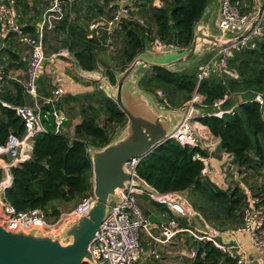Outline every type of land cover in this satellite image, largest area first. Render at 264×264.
Masks as SVG:
<instances>
[{
  "label": "trees",
  "instance_id": "trees-1",
  "mask_svg": "<svg viewBox=\"0 0 264 264\" xmlns=\"http://www.w3.org/2000/svg\"><path fill=\"white\" fill-rule=\"evenodd\" d=\"M152 1L144 0L140 5L145 8L147 2ZM259 2L264 7V0ZM207 3L208 0H164L162 6L149 5L146 8L151 9L149 18L156 25L155 35L151 34V27L148 26L151 22L148 19V24L146 20L143 23L140 20L136 23L132 20L123 21L125 43L118 55L121 67L127 68L155 37L168 40L174 34L175 45L189 47ZM256 5V0H252L248 10ZM65 25H69L67 30L76 57L84 68L92 69L95 59L91 40L85 37L82 27L71 22L69 17L63 21ZM23 30L29 31L28 28ZM227 66L238 73L237 78L218 73L198 85L197 71L176 72L162 66H150L139 84L148 92L162 90L167 103L174 108L191 100L197 90L204 96L203 104L197 107L210 111L195 119L220 139L222 151L233 155L237 171L238 168L241 170L238 176L243 175L246 169H254L264 175V109L252 98L233 105L234 95L254 96L258 92L264 95V35L249 47L235 50L228 58ZM107 73L111 81L116 83L112 70ZM16 88L15 94H2L0 91V145L7 142L10 134L22 137L26 132L24 120L9 106L26 104L24 88L20 84H16ZM224 99L221 106L224 109L233 108V111L221 116L214 114V103ZM96 103L82 107L83 119L75 126L73 140L56 130L52 105L43 108L47 131L34 137L29 158L11 166L13 182L3 194L17 211L40 207L48 213V208H53L52 214L59 216L61 211L51 206L52 202L82 199L92 192L93 165L88 146L101 148L108 145L113 132L128 121L117 103L104 93L98 94ZM102 111L105 117L100 123ZM208 156V151L199 146L183 145L174 138H168L141 158L137 172L159 193L197 191L205 195L209 202L220 209V216L224 221L227 220V227L234 228L242 223L244 207L248 202L244 184L224 189L204 175L205 163L200 157ZM2 179L3 169L0 168V182ZM257 195L263 204L264 190ZM192 205L195 209L203 210L199 205ZM194 248L195 256L190 264H237L212 241H195Z\"/></svg>",
  "mask_w": 264,
  "mask_h": 264
},
{
  "label": "built area",
  "instance_id": "built-area-1",
  "mask_svg": "<svg viewBox=\"0 0 264 264\" xmlns=\"http://www.w3.org/2000/svg\"><path fill=\"white\" fill-rule=\"evenodd\" d=\"M142 0H118L116 9L111 16H103L98 23L91 25L92 29L99 25L112 33L124 19L131 16L132 12L138 9V4ZM257 5L251 10H244L242 0H219V13L217 27L220 34L225 37L235 38L243 34L236 41L218 46L213 52L211 58L198 66L197 77L198 85L205 79L215 74L231 73L238 77L236 71H230L227 66V60L237 49H245L256 39L264 35V7L259 0ZM67 4L66 0H50V5L42 19L38 33L30 35L25 32L19 23V14L16 8V0H0V22L5 26L7 32L17 34L19 39L30 46V60L27 71V80L25 82V91L34 98V105H9L13 107L18 115L24 120L26 132L22 137L10 134L7 142L0 145V168L7 174L1 181V185L6 189L11 186L13 176L10 171L11 166L30 157L34 137L38 133L46 132L47 128L43 122L42 109L46 103L53 102V96L43 97V103L39 102V92L37 81L41 75L44 62L46 60L44 44V28L47 22V14L50 12L61 13ZM143 23V21H140ZM168 45L167 40L155 37L150 46L153 50L161 51ZM219 57V61L215 58ZM5 83V67L0 62V91ZM64 90L57 88L54 94H62ZM165 99V98H164ZM226 99V98H225ZM224 100H218L213 107L216 115H223L226 112L233 111V108L224 109L221 105ZM166 100V99H165ZM252 100L259 103L264 109V95L260 92L255 93ZM204 96L197 90L194 92L191 100L186 104V112L178 126L169 135L183 145L192 147L202 144V136L199 129L194 124L191 116L192 110L198 105H202ZM8 105V103L3 102ZM56 123V130L61 131L63 119L57 111L53 112ZM88 150V149H87ZM3 154H10L13 157L12 163L3 160ZM227 165L233 162V155L224 152ZM142 157H134L126 162V167L132 174H137V166ZM204 163V175L207 173L208 161L206 157H200ZM244 186L247 195V205L243 211V221L234 228L218 231L212 228L203 219L189 202L184 191L159 193L145 189L143 186L130 181L124 189L119 191V200L112 201L109 204V210L97 231L96 237L92 243L91 250L94 260L97 264H135L136 253L141 250L140 236L143 231H147L150 236L158 242H168L180 232H188L196 241H212L213 244L223 253L234 259L237 264H264V204L260 203V197L254 193L250 186ZM147 193L151 200L166 205L175 213L174 217L156 223L160 230V236L153 235L150 232V221L145 217L142 209L137 203V196ZM95 197L93 191L85 195L78 206L72 211L60 213L54 221L50 220L48 213L40 207L31 208L25 211H17L16 208L5 198L2 206V224L6 229L17 230L20 227L24 229H40L44 232L54 229L64 224L68 218H73L80 213L87 211ZM198 217L206 228L202 231L194 224V218ZM180 218H185L191 223V227H183L180 224ZM204 222V223H203ZM246 234L251 242L255 254L251 255L243 245L235 240V234ZM229 238L231 242H224L219 237ZM88 264H92L88 261Z\"/></svg>",
  "mask_w": 264,
  "mask_h": 264
},
{
  "label": "crops",
  "instance_id": "crops-1",
  "mask_svg": "<svg viewBox=\"0 0 264 264\" xmlns=\"http://www.w3.org/2000/svg\"><path fill=\"white\" fill-rule=\"evenodd\" d=\"M16 1V8L18 14L20 15L19 23L21 27L23 29L28 28L29 31H27V33H29L30 35H36L38 33V29L46 13V10L50 5V0ZM66 1L67 4L63 12H50L47 14V22L44 28V39L45 37H47L48 39L47 49L49 54L46 55V60L44 62L40 76L46 77L50 85V89L43 86L40 95L42 97L51 96L49 94H51L52 92L54 94V90L59 87L64 90L62 94H54L59 97L58 102L53 100L52 103H43V108L46 105H52L53 112L57 111L60 117H62L63 119V126L61 128L60 133L65 134L70 140H73L75 136V126L80 123L83 119L81 112L82 107L88 106L89 104H97V97L100 93H104L108 98H110L108 96L109 94L103 88L104 78H110L107 71L112 70L114 76L116 77V79H118L121 77V75L126 69H123L121 67V60L118 59V56V63L117 61L111 59V57H108L109 59H104L103 57H101L104 52H107L108 55L110 54L109 50H105V47L109 46L114 49L112 39L115 41L122 39V47L120 46L119 48L122 49L124 47L125 31L122 29L123 22L118 27H116L112 33H108V31L103 27V25H99L96 29L91 28V25L93 23H98L103 16H111L114 13L116 9L117 0ZM142 1L139 4L143 3ZM151 4L157 7L162 6L164 4V0H153L152 2H147L146 7ZM141 5L137 10L139 12L141 11V13L145 15L147 13V10L145 9L146 7L144 8V6ZM30 9H34L37 15L33 12L30 13ZM218 13L219 0H212V3L210 5H208L207 3L204 15L197 23L199 24L198 29H201L207 34L215 36L221 35L220 31L215 33L212 30V25H214L218 29ZM66 17H69L71 22L80 25L82 27V30L84 31L85 37L91 40V44L94 47L93 54L95 59L93 62L94 67L92 69L84 68L80 63V60L76 57L75 53L73 52L72 42L70 40L69 32L67 30L69 29V25H65L66 27L63 26V21ZM125 20H127V18L123 21ZM139 20L144 21L142 19ZM0 25V62L5 67V83L3 89L1 90V93L15 94L17 91L16 84H20L24 88V92L27 95L25 91V82L27 80L28 62L30 60L29 45L22 42L17 36V34L13 32H7L5 26L1 22ZM150 43H148V45H150ZM203 44L204 42L203 40H201L200 47H202ZM217 48L218 47L212 48L207 52H201L200 50L197 54L198 60L200 58L199 56H204V54L206 55V53L210 54L211 52H215ZM177 49H179L180 51L185 50L184 47H177ZM149 68V66H140L135 71H133L132 74L125 81L124 94L128 104L131 105L132 110L135 112H142L145 109L133 98L135 94L138 93L137 89H139V91L143 93L145 98H147L148 105L152 107L155 111H180L183 107H186L188 101L183 106L174 108L171 107L169 103H167L166 97V100H159L152 92H148L142 89L140 87V84L138 86L139 80ZM112 84L115 83L112 82ZM239 96L240 99L238 100V102H233L234 106H236L241 101H246L253 97L251 95H246L245 97L243 95ZM25 103L28 104L26 102V97ZM58 104L60 105V112L58 111ZM102 116L105 117V112L103 111L101 117ZM196 123L197 126H199V131L201 130V133L206 132L211 134L207 126L203 125L199 121H196ZM44 124L47 127L45 122ZM126 124L118 129L123 130ZM215 138L218 139L217 142L219 143L220 139L218 137ZM202 142H204V140ZM201 147L205 150L208 149V147H204L203 144H201ZM207 151H210V153L209 156L206 157L208 161V169L206 175L210 177L213 181H215L220 187L226 189V187H229V185H227L226 183L227 180H224V174L221 170V166L219 165L221 161L219 160L218 163V160H216L214 158L215 156L212 155L213 153H215V149H208ZM224 152L225 151H222V156L219 159L225 161L226 157L224 155ZM2 158L3 160H5V162L10 164L13 161V157L10 154H3ZM238 171L240 172V170ZM6 176L7 174L3 171V179ZM239 178H237V180H239L238 182H242V180H240ZM222 180L225 182V187L221 185ZM229 181H231V178H229ZM183 194L187 196L190 202L188 191H184ZM79 200L81 201V199ZM190 204L192 205L191 202ZM57 206L60 209L61 213H66L72 211L78 205L74 208L67 209V211L66 209L63 210L64 208L60 207L59 205ZM160 206L161 207L158 209V211H155L153 209L145 210V217L149 219V221L151 220V226L149 230L153 235L156 236H160V230L156 226V223L166 221L171 217L175 216V213L170 210L166 205L160 204ZM201 216L203 217L202 214ZM180 224L183 227L192 226L191 223L185 218H180ZM194 224L198 226L195 221ZM198 227L202 231H206L205 227L204 229L200 226ZM188 237L194 240V238L188 232H180L168 242H158L155 241L147 231H143L140 236L141 250L136 253L135 264H190L192 258L195 256V249L191 248L187 244V241L189 239ZM219 239L224 242H231L229 238H226L224 236L219 237ZM235 240H238L251 255L256 253L246 234L236 233Z\"/></svg>",
  "mask_w": 264,
  "mask_h": 264
},
{
  "label": "water",
  "instance_id": "water-1",
  "mask_svg": "<svg viewBox=\"0 0 264 264\" xmlns=\"http://www.w3.org/2000/svg\"><path fill=\"white\" fill-rule=\"evenodd\" d=\"M198 27L199 24L196 26L193 43L189 47H184L183 56L178 61L189 60L200 50L207 52L212 48L230 44L246 32L230 38L207 34ZM201 40L204 42L202 47H200ZM167 43L168 45L161 51L153 50L147 45L142 55L135 57L121 77L116 79L115 84H112L109 77L103 80L104 90L125 113L128 121L120 132L121 137L111 140L108 145L101 148L88 146L93 165L92 191L95 200L87 211L68 218L64 224L46 232L22 227L9 230L1 221L5 189L0 184V264H84L88 261L97 264L91 246L108 213L109 204L119 200V191L124 189L128 182L133 181L148 191L157 192L138 173L132 174L126 167V162L134 157H144L170 138L171 132L183 119L186 107L180 111H155L148 105L143 93L137 89L138 93L133 98L145 109L142 112H135L126 100L124 84L132 72L140 66H162L170 69V63L157 64L146 60V55L161 56L180 47L174 45V34L170 35ZM209 111L206 108L195 107L191 116L197 118ZM194 221L204 229L198 217H195ZM65 238L69 240L65 242Z\"/></svg>",
  "mask_w": 264,
  "mask_h": 264
},
{
  "label": "rangeland",
  "instance_id": "rangeland-1",
  "mask_svg": "<svg viewBox=\"0 0 264 264\" xmlns=\"http://www.w3.org/2000/svg\"><path fill=\"white\" fill-rule=\"evenodd\" d=\"M118 1V0H117ZM170 1V0H168ZM257 1V0H256ZM212 3V0H208V5H210ZM242 6L243 9L248 10L249 7L252 4V0H242ZM22 4V3H21ZM140 4H138L139 6ZM255 8V7H254ZM145 10V9H144ZM147 13L145 15H143L141 13V11L139 12L138 10H135L132 12L131 16L127 18V20L125 21H134V23H136L135 21H138L139 19L142 20H146L147 24H148V20L152 23L148 24V26L151 27L152 30V35H155L156 30H155V23H153L151 21L150 17V13H151V9L150 8H146ZM29 12H33L37 15L36 11L34 9H30ZM38 12V11H37ZM148 19V20H147ZM213 27V31L215 33L219 32V30L212 25ZM113 48L111 47H105V50L108 51L109 50V55L107 54V52H104L101 57H103L104 59H109L108 57H111V59L117 61L118 63V59L117 56L119 55L121 49L119 48L122 45V39L119 40H113ZM44 44H45V54H49L48 49H47V44H48V39L47 37H45L44 39ZM115 44V45H114ZM122 47V46H121ZM30 48V46H29ZM31 50V49H29ZM213 52L206 53V55L204 54V56H199V60L197 58V54H195L191 59L189 60H184V61H178L182 56H183V51H180L179 49H173L170 53H165L161 56H148L146 55V60L152 63H157V64H166V63H170V69L174 70V71H182V70H191V71H198V66L202 63L207 62L211 56H212ZM145 56V55H144ZM219 57L215 58V61H219ZM177 61V62H176ZM26 63V62H25ZM28 66H29V62H28ZM230 70V69H229ZM233 71V70H230ZM215 74V73H214ZM238 74V73H237ZM228 76H232L233 78H237L234 77V75H232L231 73H227ZM38 92L39 94H41V90L44 87H47L48 89H50V85L46 79L45 76H40L38 81ZM159 100L164 99L165 98V94L163 93L162 90H158L157 93H153ZM51 96H53L54 100L56 102H58L59 97L54 95L53 92L51 94H49ZM243 95V94H242ZM244 97L246 96L245 94L243 95ZM43 97L40 95L39 96V102L43 103ZM240 99L239 95H234L233 96V102H238V100ZM26 102L30 105H34V98L32 96H30L29 94L26 95ZM215 113V111H214ZM103 118L104 116L101 117L100 119V123H103ZM194 126L199 129V126H197L196 123V119H194L193 121ZM201 123V122H200ZM122 131V129H116L113 134H112V140L121 137L122 133H120ZM201 131V130H200ZM200 135L203 137L202 139L204 140V142H202L204 147H208V149H215V153H213L212 155L215 156L214 158L216 160L221 161L219 163V165L221 166V170L223 172V177L224 180L226 179V183L229 186H235L236 184H247L249 185L252 190L254 191V193H261V191L264 190V175H261V172H258L257 170L254 169H246L245 172L243 173L242 176H238L239 175V171H237V165L233 162H231V165H227V160L225 158L224 160H221L219 158H221V154H222V150L219 147V143L217 142L218 139H216L214 135L203 132H200ZM202 140V141H203ZM202 148V147H201ZM207 149V150H208ZM208 153H210V151H208ZM239 170V168H238ZM241 171V170H240ZM226 172V174H225ZM207 174V173H206ZM264 174V173H262ZM207 176V175H206ZM238 176V177H237ZM240 177V178H239ZM229 178H231V181H229ZM237 178H239L240 180H242V182H238L239 180H237ZM223 181V180H222ZM221 181V185L225 187V182L223 181L222 183ZM228 188V187H226ZM188 196L190 199V202L192 204H194L195 206L199 205L203 208V210L205 211V213L203 212V210H198L199 211L205 221L212 227V228H216L218 230H227V229H231L230 227H227L228 225L226 224V221H224L221 216H220V209L217 206H214L211 202H209V199L197 192V191H189L188 192ZM80 202L79 199H75L73 201H63V200H57L51 203V206H56L59 205L60 207L64 208L63 210L66 209H71L74 208L78 205V203ZM137 203L139 205V207L142 209L144 215H145V210L147 209H153L155 211H158V209L161 207L160 203H156L154 200H151L149 195L147 193L143 194V195H138L137 196ZM264 204V202H263ZM195 208V207H194ZM48 216L50 218V220L54 221L56 219V215L52 214L53 208H48ZM149 220V219H148ZM151 223V220H150ZM189 238V237H188ZM69 239L65 238V242H67ZM187 244L191 247L194 248L195 245V241L192 238H189L187 241ZM195 249V248H194Z\"/></svg>",
  "mask_w": 264,
  "mask_h": 264
}]
</instances>
